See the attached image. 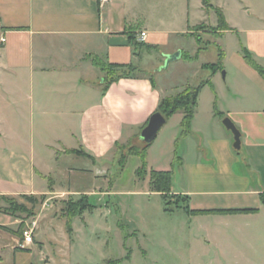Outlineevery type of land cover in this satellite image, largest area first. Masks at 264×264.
<instances>
[{
    "label": "crops",
    "instance_id": "0c3cea01",
    "mask_svg": "<svg viewBox=\"0 0 264 264\" xmlns=\"http://www.w3.org/2000/svg\"><path fill=\"white\" fill-rule=\"evenodd\" d=\"M141 1L109 0L101 6L99 0H0V37L6 40L0 45V86L9 90L6 99L18 97L28 121L38 122V128L51 131L55 141L63 145L56 148L59 145L45 142V147L57 150L55 160L66 155L97 164L115 154L117 144H127L141 134L162 100L193 87L188 82L182 90L169 92L170 88L159 87L153 76L139 75L122 79L103 92L104 75L93 64L94 57L110 64L144 67L139 65L147 48L136 49L134 45L148 41L145 28H135ZM240 2L246 5L249 16L245 26L238 29L225 20L231 30L220 35L239 34V56L251 69H237L238 79L229 88L228 103L220 101L219 105L212 99L202 108V94L210 86L201 90L187 135V150L178 157L182 180L174 194L187 197V206L193 211L256 209L255 213L199 215L192 219L218 225L213 236L208 231L205 238L219 251L223 261L218 264H264V260L253 258L226 260L223 252L260 250L258 243L264 239V0ZM200 9L204 12L202 2ZM195 30L187 33L195 35ZM141 32L147 34L144 41L139 40ZM204 33L219 34L213 30L197 34ZM154 43L148 46L157 47ZM216 79L214 75V88ZM181 118L182 123L184 114ZM225 118L241 133L242 156L235 153L234 135L224 126ZM194 136L198 142L191 140ZM176 137L171 138V144ZM153 143L147 152L148 166ZM67 150H83L93 159ZM29 165L25 173L9 178L14 186L0 188V197L57 193L54 185L46 188V179L52 177L33 163ZM159 172H171L173 183V168ZM22 218L0 211V264H18V255L30 250L19 246L17 233Z\"/></svg>",
    "mask_w": 264,
    "mask_h": 264
},
{
    "label": "rangeland",
    "instance_id": "374dc122",
    "mask_svg": "<svg viewBox=\"0 0 264 264\" xmlns=\"http://www.w3.org/2000/svg\"><path fill=\"white\" fill-rule=\"evenodd\" d=\"M208 1L214 8L203 5L204 12H201L202 0H142L135 21L137 30L145 28L148 33L146 44L155 42L157 46L143 50V63L139 66L144 67L136 74L153 76L159 87H169V92L174 93L188 82L193 87L206 80L213 83L217 75V86L207 87L202 94V108L212 99H217L219 105L220 101L228 103L229 88L238 79L237 69H251L244 57L239 56L242 46L236 31L226 35L197 34L219 26L218 7L228 23L243 28L249 17L246 5L240 0ZM199 24L204 28L196 29ZM194 30L201 38L200 43L197 35L187 33ZM177 51L182 53L181 58L166 66L168 54ZM221 52L224 54L222 69L213 75L211 70L202 68L204 64L219 63ZM0 91L5 92L0 93V188L14 186L9 178L25 173L33 163L47 177H52L46 179L47 190L49 184L57 190L33 208V215L20 214L23 215L20 230L31 220L37 221L38 227L33 244L28 246L30 250L18 255V264H218L221 261L215 245L205 242L206 232L213 236L218 225L193 220L182 207L177 208L174 200L165 199L151 186L153 170L171 168L174 175L171 193L181 183L177 157L185 154L189 137L182 132L181 111L170 117L159 131L146 174L143 171L141 175V157L132 155L122 165L115 156L116 150L95 165L76 156L59 155L55 160L57 150L45 147V142L59 145L56 148L63 145L55 141L51 131L38 128V122L28 121L22 115L18 97L6 99L9 90L5 86H0ZM174 135L177 137L171 144ZM197 139L194 136L191 140L198 142ZM133 143L143 145L139 140ZM235 153L242 156L245 152L243 149ZM82 195H88L90 207L82 215L68 218V201L76 202ZM8 199L32 207L23 196ZM168 200L172 201L171 205L167 204ZM9 207L7 200L0 199V211L7 212ZM258 244L261 249L256 251L227 249L223 252L226 260L263 261L264 239Z\"/></svg>",
    "mask_w": 264,
    "mask_h": 264
},
{
    "label": "trees",
    "instance_id": "16d2710c",
    "mask_svg": "<svg viewBox=\"0 0 264 264\" xmlns=\"http://www.w3.org/2000/svg\"><path fill=\"white\" fill-rule=\"evenodd\" d=\"M202 3L206 7L214 8L208 0H202ZM216 13L218 15L219 20V26L215 28L213 31L218 32L219 34L231 30V28L228 26V24L225 21V17L222 13V10L219 8H216ZM199 30L203 29L204 26L201 25L198 27ZM197 35V34H195ZM132 39H135L134 36H132ZM197 40L200 43L201 38L199 35H197ZM136 49H143L147 48L151 50L153 47H149L147 44L141 42V43H135ZM245 57L248 58V60L251 62L252 59L247 51H245ZM224 59V54L221 52L220 54V61L216 64H207L204 66V69H209L212 71L213 74H215L218 70L222 69L221 64ZM93 64L98 67L101 72L103 73L102 78V89L103 92H107L110 86L122 79H130L139 76V74H136L137 72H142L141 69L138 66H135L133 64H110L106 63L103 60L94 57L93 58ZM205 86H210L212 89H214V86L210 80H206L202 82L197 87H189L185 89L183 92L166 98L161 101L158 111L161 113L167 120L172 117L177 112H182L184 114V118L181 123L182 132L183 135L187 136L190 133L191 123L195 115L197 103H198V97L201 92V90ZM148 125V123H147ZM146 125V126H147ZM145 126V127H146ZM144 127V128H145ZM135 140H139L143 145L141 147L137 146L133 142ZM152 144H146L145 142L140 140V134L131 139L127 144L120 145L117 144V152L116 157H119V162L124 165L127 161L128 157L132 155H136L141 157L143 160V168L140 170V174H143V171L146 174V168L148 166L147 164V152L149 147ZM66 153L74 154L77 156H84L89 159H93L90 155L86 154L83 150H67ZM178 158V157H177ZM144 177V176H143ZM172 173L171 172H159V171H152L151 172V186L156 191L162 194V196L165 199H171L174 200L177 204V208L183 209V211L191 216H199V215H229V214H238V213H255L256 209L251 210H205V211H193L190 210L187 206V197H181L180 195H176L171 193L172 191ZM46 195H42L40 197L36 196H28L23 195V199L32 205V207H28L26 204H18L14 202L15 200H10L6 196H1L0 199L7 200L10 203L9 209H7L6 213L16 215V214H27L29 216L33 215L34 212L32 211L33 208L43 201L46 197ZM167 204L171 205L172 201L167 202ZM90 207L89 201H88V195H82L81 199L78 201H68L67 203V209H66V215L68 218L73 219L78 215H82L85 210ZM22 226V225H21ZM71 228V223L69 224ZM21 229V228H20ZM22 233L23 229L18 231V236L22 239ZM115 264V263H113Z\"/></svg>",
    "mask_w": 264,
    "mask_h": 264
},
{
    "label": "water",
    "instance_id": "95a60500",
    "mask_svg": "<svg viewBox=\"0 0 264 264\" xmlns=\"http://www.w3.org/2000/svg\"><path fill=\"white\" fill-rule=\"evenodd\" d=\"M182 53L179 51L175 54L168 55L166 60V66H168L172 61L180 59ZM167 119L159 112L152 115L150 118L148 125L142 130L140 134V140L145 142L146 144H152L161 128L166 124ZM224 126L230 130L234 135V144L233 147L235 150L241 149V133L235 126V124L229 119L225 118L223 120Z\"/></svg>",
    "mask_w": 264,
    "mask_h": 264
},
{
    "label": "built area",
    "instance_id": "2783aa9c",
    "mask_svg": "<svg viewBox=\"0 0 264 264\" xmlns=\"http://www.w3.org/2000/svg\"><path fill=\"white\" fill-rule=\"evenodd\" d=\"M109 0H99L100 5L103 6L104 4H107ZM147 37V34L145 32H141L139 34V40L144 41ZM5 38L0 37V45H3L5 43ZM38 227V222L35 220H31L30 223H27V225L23 228V233H22V239L19 243V246L21 248H25L31 244H33L34 241V236L36 229Z\"/></svg>",
    "mask_w": 264,
    "mask_h": 264
}]
</instances>
